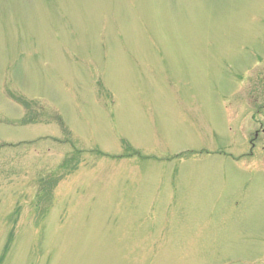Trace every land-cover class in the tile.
Masks as SVG:
<instances>
[{"label": "rangeland", "instance_id": "rangeland-1", "mask_svg": "<svg viewBox=\"0 0 264 264\" xmlns=\"http://www.w3.org/2000/svg\"><path fill=\"white\" fill-rule=\"evenodd\" d=\"M261 74L264 0H0V264H264Z\"/></svg>", "mask_w": 264, "mask_h": 264}, {"label": "flooded vegetation", "instance_id": "flooded-vegetation-1", "mask_svg": "<svg viewBox=\"0 0 264 264\" xmlns=\"http://www.w3.org/2000/svg\"><path fill=\"white\" fill-rule=\"evenodd\" d=\"M263 77L261 74L259 80H263ZM243 102L246 105L244 108H248V101L243 99ZM253 103L251 111L237 119H228L229 124L237 122L238 127L229 128L233 132L226 147L221 150V156L232 162L239 173L248 177L246 186L253 182L264 188V98H256Z\"/></svg>", "mask_w": 264, "mask_h": 264}, {"label": "trees", "instance_id": "trees-1", "mask_svg": "<svg viewBox=\"0 0 264 264\" xmlns=\"http://www.w3.org/2000/svg\"><path fill=\"white\" fill-rule=\"evenodd\" d=\"M9 249V246L7 247V249H6V252H7V250ZM4 259V257L2 258V260Z\"/></svg>", "mask_w": 264, "mask_h": 264}]
</instances>
